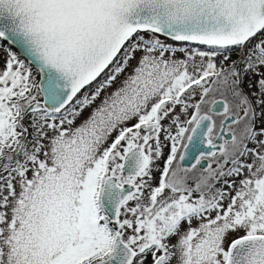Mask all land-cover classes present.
Wrapping results in <instances>:
<instances>
[{
	"label": "rangeland",
	"instance_id": "374dc122",
	"mask_svg": "<svg viewBox=\"0 0 264 264\" xmlns=\"http://www.w3.org/2000/svg\"><path fill=\"white\" fill-rule=\"evenodd\" d=\"M145 33L133 34L102 80L52 121L45 111L22 120L25 106L40 99L37 72L0 41V159L19 148L0 174V264H81L106 253L112 233L97 209L106 177L135 186L116 217L120 239L134 252L173 230L164 264H221L233 239L264 235V34L247 40V49L243 43L222 53ZM217 98L225 110L211 130L233 116L230 139L198 174L175 161L158 173L165 175L161 192L158 164L172 157L187 121ZM131 149L145 164L125 175L121 163ZM188 214L195 216L176 224Z\"/></svg>",
	"mask_w": 264,
	"mask_h": 264
},
{
	"label": "water",
	"instance_id": "95a60500",
	"mask_svg": "<svg viewBox=\"0 0 264 264\" xmlns=\"http://www.w3.org/2000/svg\"><path fill=\"white\" fill-rule=\"evenodd\" d=\"M139 32L190 49L225 53L243 43L247 49V40L264 34V0H0V41L37 72L41 99L25 106L22 120L44 111V117L48 112L65 117V106L101 81L107 66L113 68V60L120 59ZM224 110L217 98L196 117L178 156L180 166L188 167L199 154L230 139L224 128L233 116L221 122L213 144L206 139L210 115ZM143 166L140 151L131 149L121 170L135 174ZM129 191L128 184L118 185L113 177L103 180L98 202L107 219H115ZM105 256L109 264H128L134 252L115 234ZM222 264H264V235L233 239Z\"/></svg>",
	"mask_w": 264,
	"mask_h": 264
},
{
	"label": "flooded vegetation",
	"instance_id": "af4514ba",
	"mask_svg": "<svg viewBox=\"0 0 264 264\" xmlns=\"http://www.w3.org/2000/svg\"><path fill=\"white\" fill-rule=\"evenodd\" d=\"M243 46V45H242ZM242 46H238V48H241ZM236 51H239V49H237ZM89 86V85H88ZM79 93V92H78ZM77 93V94H78ZM76 94V95H77ZM41 99V98H40ZM40 99H39V101H40ZM74 99V98H73ZM72 99V100H73ZM71 100V101H72ZM71 101H70V103H71ZM210 105V104H209ZM208 105V106H209ZM66 106H68V105H66ZM65 106V107H66ZM208 106H207V110H208ZM45 113H46V111H45ZM199 114H201V113H199ZM198 114V115H199ZM220 114H222V113H220ZM220 114H211L210 115V120H211V124H210V129L208 130V132H207V134H206V139H207V142L208 143H210V144H213V140H214V138L216 137V135H217V133H218V131H219V129H220V126H221V122L224 120V118L220 121V125H219V128H218V130L216 131V132H213L211 129H212V123H213V117H215V116H218V115H220ZM197 115V116H198ZM196 116V117H197ZM196 117L194 118V119H192V121L191 120H189V121H187V123H188V128H186V129H184V133L185 134H183L182 135V139L181 140H179V141H177L175 144H174V146L173 147H170L169 149H172L173 150V154L171 155L172 157H169V156H165V157H163L162 159H161V161H160V164H158V167L160 166V168H158V172H157V183L155 184L156 186H158V187H160L161 188V186H160V184H161V182H162V180L163 179H165V175L164 174H166V172H167V170H169L171 167V165H172V163L175 161L176 163H177V165L180 167V168H182V169H186L187 171L188 170H190V171H192V173H194V172H200V171H203L208 165H209V158H210V156H212V154H214L215 152H217L219 149H220V145H221V143H222V141H224V140H222L221 141V143H220V145H219V148L217 149V150H215V151H212L211 153H209V154H206V155H201V154H199L197 157H196V159L188 166V167H183V166H180V164L178 163V156H179V153H180V151H181V148H182V146L184 145V143H185V140H186V137H187V134H188V132H189V130L191 129V127L193 126V123H194V121H195V119H196ZM45 119H47V120H49V121H52V120H55V119H58V117H52V112H48V117H44ZM32 123H33V121H32ZM15 127L17 128V131H20V128H19V124L16 122L15 124ZM32 126H35V124L33 123V125ZM227 126V125H226ZM226 126H225V128H226ZM21 127V126H20ZM225 128H224V130H225ZM21 129H22V127H21ZM188 129V130H187ZM24 135L25 134H23V136H22V138H21V141H22V139L24 138ZM18 149L19 148H17L14 152H13V154L15 153V154H18ZM108 150H110V147L108 146ZM109 156V154H107V157ZM0 160H2V159H0ZM144 164H145V161H144ZM144 167V166H143ZM142 167V168H143ZM160 172H164V174H163V176H161L160 175V177L162 178V180H159V174L158 173H160ZM191 173V174H192ZM198 174V173H197ZM125 175H133V174H125ZM187 177V176H186ZM220 175L216 178V180H220ZM188 179L190 178V177H187ZM190 180V179H189ZM159 182H160V184H159ZM124 184H128L129 186H130V191L128 192V194L126 195V197L124 198V200L121 202V204L123 203V202H125L126 201V199H127V197L129 196V195H131V194H133L134 193V191H135V186L134 185H132V184H129V183H124ZM164 188L165 187H163V188H161V192L164 190ZM209 188V187H208ZM208 188L205 190V191H203L202 192V194H204L205 192H207V190H208ZM192 193V192H191ZM219 193H222V190H221V192L219 191ZM199 194V193H198ZM169 199H167V200H165L164 201V203H163V206L165 205V206H167L169 203H170V197H168ZM99 204V203H98ZM120 204V205H121ZM167 204V205H166ZM120 205H119V207H118V210H117V214H116V217H118L119 215H118V213H119V208H120ZM97 209H98V206H97ZM209 210V207H208V205H205L203 208H202V211H203V213H206L207 211ZM192 216H195V214H192V215H187L186 217H182L179 221H177V223L176 224H178V223H180L181 221H183L184 219H189L190 217H192ZM116 217H115V219L114 220H109V219H107V228L108 229H110V231H111V233H112V237H111V240H112V238H113V236L115 235V234H118V225L116 224ZM174 225L173 224V226H177V225ZM115 226H116V228H115ZM171 234H173V230L171 229L170 231H167L164 235H163V237L160 239V241H157V243L155 244V245H152L151 247H147V248H145L141 253H136V252H134V250L129 246V245H127V243L126 242H124L123 240H121L125 245H127L133 252H134V257L132 258V260L128 263V264H131V263H134V260H135V258L138 256V258H139V261H136L137 262V264H142V262H144L145 261V263L144 264H146V262H147V260L149 261H153V262H155L154 264H164L165 262L164 261H162V260H164L165 259V257H171V255H172V250L174 249V248H172V245L175 243V242H173L174 240H172V238H171ZM120 237V236H119ZM111 240H110V243H111ZM154 252H157L158 253V255H157V257L155 256V255H153V253ZM147 253V254H146ZM148 254H150V256L148 255ZM146 255H148V256H146ZM225 255H226V253H225ZM142 257H144V259H143V261H142ZM151 257V258H150ZM158 257H162L161 259H159ZM224 259H225V257H224ZM224 261V260H223Z\"/></svg>",
	"mask_w": 264,
	"mask_h": 264
},
{
	"label": "trees",
	"instance_id": "16d2710c",
	"mask_svg": "<svg viewBox=\"0 0 264 264\" xmlns=\"http://www.w3.org/2000/svg\"><path fill=\"white\" fill-rule=\"evenodd\" d=\"M145 34H151V33H149V32H146ZM186 44V43H185ZM108 69V68H107ZM20 109V108H19ZM185 134V133H184ZM245 154V153H244ZM17 156H18V154H15V155H12L11 157H12V159H9V160H7L6 162H4L3 160H0V174L1 173H3L5 170L4 169H6V165H8L9 163H11L12 161H14V162H16V158H17ZM6 163V164H4V163ZM248 161H245V160H243L242 158H241V163H242V165L241 166H245V164L247 163ZM235 165V166H234ZM237 165V163H234V164H232V167L234 166V167H238V166H236ZM240 168V167H239ZM228 173V172H227ZM98 194V193H97ZM97 197V196H96ZM98 209H99V211H102V209H101V207L99 206V204H98ZM106 217V216H105ZM105 254L106 253H104V254H101L100 255V257L99 258H94V260H89V261H87V262H85V263H81V264H109L108 263V261L106 260V257H105ZM98 259H101V262L100 261H98ZM150 261V260H149ZM155 262H153V261H150L148 264H154Z\"/></svg>",
	"mask_w": 264,
	"mask_h": 264
}]
</instances>
